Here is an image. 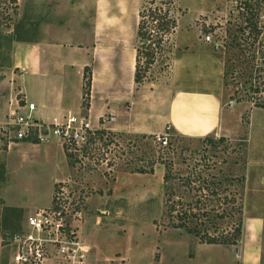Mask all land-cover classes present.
<instances>
[{"label": "rangeland", "instance_id": "374dc122", "mask_svg": "<svg viewBox=\"0 0 264 264\" xmlns=\"http://www.w3.org/2000/svg\"><path fill=\"white\" fill-rule=\"evenodd\" d=\"M148 1L137 0L130 12H109V16L116 15L126 23L124 30L110 32L105 27L108 26L104 17L107 12L103 10L98 16L100 0H85V50L92 59L85 58L84 74L90 78V88L83 104L85 114L90 100L95 104L104 101L106 105H118L128 112L117 115V120L108 126L114 128L121 118L131 117L133 122L129 128L134 130L138 118L147 121L144 126L156 134H145L143 139L129 131L109 129L111 136L98 140L74 159L62 154L58 147L24 149L25 144H21L24 141L8 136L5 123L9 112L15 109V101L22 99L20 67L26 59L24 47H31L41 30L33 25L35 16L43 11L48 14L50 10L56 14L57 6L64 10L67 0H0L2 264H8L12 250L9 236L23 228L34 211L51 205L54 192L63 185L80 202L79 233L83 242L93 249L114 251L115 256L123 258L116 264H159L161 254L160 264H234L235 259L231 261L227 254L234 255L224 247L198 246L211 244L184 230L166 227L165 190H172L188 204L186 209L198 214L207 210L206 216L200 215L190 224L200 233L204 230L212 234L232 232L241 217V231L243 227L246 231L241 251L249 264H264V107L254 105L264 104V99L262 94L249 90V78L260 65L263 48L250 40L243 42L242 29L243 17L254 22V16L237 14L235 0H174L169 14L176 18V27L159 31L147 11L145 30L150 32V40L142 44L137 32V37L134 36L133 28L137 26L138 31L141 8L154 7ZM103 2L107 3L102 6L106 11L109 6L117 9L119 5V0ZM205 34L211 35V42L204 40ZM160 36L162 41L157 44ZM114 37L121 55L117 60L110 55L113 45L108 44ZM94 38L95 42L102 39L101 46L94 43ZM120 38L132 43L137 38L134 47L141 64L147 59L146 52L153 51L152 63L138 83L131 78L128 55L131 44L121 45ZM213 44H218L217 48ZM88 47H91L90 53ZM100 55L111 59H101ZM71 78L74 84L80 80L74 70ZM188 86L216 92L226 110L242 106L241 113L231 115L226 135L214 132L208 135L210 140L184 137L165 129L168 101L177 89ZM165 131L169 134L168 143L162 147L156 137ZM60 159L65 160L67 168L54 181L52 176L59 167L51 161ZM165 165L181 181L171 178L165 183L162 178ZM140 169L146 173L139 172ZM214 189L217 196L209 193ZM231 199L233 206L229 204ZM223 200L225 203L218 207L216 204ZM221 211L222 218L218 217ZM255 230L257 237L251 235ZM255 240L257 254L256 261L252 262ZM238 241L230 246L236 248ZM196 246V259L189 261L185 254L192 256Z\"/></svg>", "mask_w": 264, "mask_h": 264}, {"label": "crops", "instance_id": "0c3cea01", "mask_svg": "<svg viewBox=\"0 0 264 264\" xmlns=\"http://www.w3.org/2000/svg\"><path fill=\"white\" fill-rule=\"evenodd\" d=\"M103 1L104 0H100L98 4V16L104 11L107 12V15L105 14L104 17L108 26L105 27H108L110 32H113L115 29L124 30V28H126L124 20H119L116 15L111 17L108 13L130 12L136 7L137 0H119L117 9H110L109 6L107 7V11L104 7L102 8L103 5L107 4ZM57 7L59 11H56V14H53L54 11L50 10V14L48 13L49 15L47 11H43V14H37L35 16L33 25L41 30L35 35V39L31 44L32 46L24 47L26 49V51H24V54L26 53V59L20 67L23 70V74L21 75L23 77V86L21 90L23 93L22 98L35 104L36 116L42 119H51L54 116L67 113L74 115L85 114V105L83 104V99L85 98V95L83 96L85 58L86 61L92 59V56L87 52L88 50H85V0H67L64 10H62L65 11V15H61V6L58 5ZM43 28H47V30L42 31ZM133 31L134 36L137 37V26H134ZM114 34H116L115 31ZM123 38H120L121 42L119 43L121 45L125 43L131 44L128 55L131 78L133 81L136 58V49L134 45L137 42V38H134V44L131 41L127 42L124 40L125 38ZM113 39L112 42H108V44L113 45L110 55H113V60H117L121 58V55L119 48H117L118 44H116L117 37ZM98 40L99 41L95 42L94 38V43H96L97 46H101L102 43L100 40L102 39L98 38ZM88 49L90 53L91 47H88ZM110 57L111 56L104 57L100 55V58L104 60ZM73 70L80 79L77 84L72 82L71 72ZM92 95L91 93L90 98ZM104 103L103 101V103L100 102L95 104L90 100L88 106H86L87 115L92 123H96L98 118L105 113H111L117 117V115H124V113L128 112V110L126 111L120 107L118 108V105H106ZM242 109V106H238L236 110L233 109L229 111L224 109L219 95L203 87H181L174 92L168 101L164 125H166L165 129L171 130L184 137L202 138L214 132L226 135L225 131L230 128L228 124L231 115L233 113H241ZM131 122H133V118L129 117V119H125L123 117L114 125V128L108 127L110 130L115 129L121 133H127L129 131L135 135L156 134V131H150L144 126L147 121L143 119L137 118V121L134 123V130L129 128V123ZM111 124L112 123L108 125ZM21 144H25V146H23L24 149H34L38 146H43L44 148L46 146L58 147L61 153L64 154L62 148L57 143L36 145L30 142H23ZM59 158H61V156H59ZM63 158H65V155ZM61 160L62 159L59 161H51V163L57 164L59 167V170L52 176L54 181H57L60 178L61 172L65 171L67 168L64 162L65 160H63V162H61ZM255 228L256 224L253 225V229ZM251 235H256L257 237L256 230L255 233H251ZM245 238L246 231L243 227L236 252L233 251L235 247L230 245L211 244L198 246L208 247L209 249L224 247L227 253H232L234 255L232 257L231 254H227L230 255L229 258L231 261L235 259L232 263L249 264V259H247L243 251H241V247L245 243ZM84 243L87 249L85 264H116L122 262L123 258L115 256L113 254L114 251L100 247L93 249L85 241ZM253 243L254 252L252 255V262H255L257 254L256 240ZM198 246L193 248L192 256L185 254V257H187L189 261L196 259L195 248ZM161 261H163L162 254L160 256V262Z\"/></svg>", "mask_w": 264, "mask_h": 264}, {"label": "built area", "instance_id": "2783aa9c", "mask_svg": "<svg viewBox=\"0 0 264 264\" xmlns=\"http://www.w3.org/2000/svg\"><path fill=\"white\" fill-rule=\"evenodd\" d=\"M235 10L242 16L244 13L251 14L250 18L254 16V22L243 17V42L250 40L253 45L264 44V0H235ZM250 24L254 26L256 36ZM204 40L211 42V35L205 34ZM213 45L217 48L218 44ZM14 107L5 122L9 137L36 145L57 143L64 153L74 159L96 145L100 140L98 132L105 131L102 136L105 138L110 131L108 124L116 120L111 113L102 114L96 125L87 114L67 113L42 119L36 116L35 104L23 98L16 100ZM168 135L165 131L156 139L165 146ZM65 188V185L59 187L53 194L51 205L34 211L24 227L9 236L12 250L8 264H85L87 249L79 233L82 219L80 202ZM2 263L3 245L0 242Z\"/></svg>", "mask_w": 264, "mask_h": 264}, {"label": "trees", "instance_id": "16d2710c", "mask_svg": "<svg viewBox=\"0 0 264 264\" xmlns=\"http://www.w3.org/2000/svg\"><path fill=\"white\" fill-rule=\"evenodd\" d=\"M147 3L149 6L152 5L154 7L147 8L146 6H143L138 13L139 21L137 24L138 25L137 34L140 37V41L142 44H144L147 40H150V32L145 30V24L147 23L145 22V13L147 11L149 12L148 17H150V21H154L156 23V28L159 29V31L164 30L166 32L171 29H174L177 23L176 18L169 14L170 7L173 5L174 0H149ZM250 25H251L250 29L253 31V34L256 36L254 26L252 24ZM161 41H162V36L159 37L156 43L159 44ZM150 45L151 44H148L147 48L150 49ZM261 47L263 48V50H261L260 57H259L260 65L259 67H256L254 69L253 72L255 73H251V78H249L250 79L249 90L254 94H262V97L264 99V94H263L264 93V44H261ZM152 53L153 51L151 49H150V52H146L145 55L147 59L144 60L143 62L144 65L143 63L141 64L139 60V55H136L135 70L133 74V81L135 83H138L142 80L144 73L147 71V69L149 68V65L152 63V59L150 58ZM86 67L87 66H85V68ZM84 73H85V69H84ZM83 79H84V82H83V96H84L89 93L90 78L85 77V74H84ZM254 105L257 107H261V108L264 107V104L262 102L255 103ZM105 133H106L105 131L98 132L99 139H102V136ZM107 134H108L107 137L112 135L110 132H108ZM141 138L144 139L145 135H141ZM205 138L210 139V140L212 139L209 136L208 137L205 136ZM220 139H222V137H220ZM162 147H166V146H162ZM149 171L152 172L151 170ZM139 172L146 173V171L141 170V169ZM162 178L165 183L171 178L181 181V177L178 174L169 172L168 165H165V170H164ZM241 178L244 180V176H242ZM209 193H211V195H214V196L218 195V192L216 191V189L211 190ZM164 196H165V203H164L165 212L164 213L167 219L166 227L184 230L186 233L197 236L200 239V241L207 243V244L235 245L236 241L239 240L241 236V229H242L241 217L239 218L237 224L233 226V228L231 227L233 229L232 232L227 231L225 233L221 232L219 234L215 232L214 234H212L204 230L202 233H200L195 226H191L190 224L193 220H198L200 215L206 216L207 210L206 211L203 210L200 212V214H198V212H195L193 209H186L185 205L188 206V204H185L184 201L180 197L175 195V193L172 190H165ZM233 201H234L233 199L229 201V204L231 203L232 206H233ZM222 203H225V200H223V202H219L216 205L219 207L223 205ZM226 203H228V201ZM239 213L242 215L241 208L239 210ZM223 214L224 213L222 212V214H220L218 217L222 218Z\"/></svg>", "mask_w": 264, "mask_h": 264}, {"label": "water", "instance_id": "95a60500", "mask_svg": "<svg viewBox=\"0 0 264 264\" xmlns=\"http://www.w3.org/2000/svg\"><path fill=\"white\" fill-rule=\"evenodd\" d=\"M233 251L236 252V248H234Z\"/></svg>", "mask_w": 264, "mask_h": 264}]
</instances>
